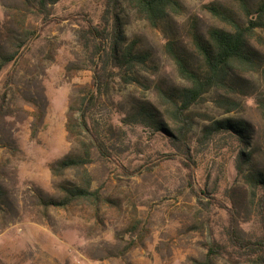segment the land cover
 Masks as SVG:
<instances>
[{
	"label": "rangeland",
	"instance_id": "rangeland-1",
	"mask_svg": "<svg viewBox=\"0 0 264 264\" xmlns=\"http://www.w3.org/2000/svg\"><path fill=\"white\" fill-rule=\"evenodd\" d=\"M178 1L181 13L152 28L120 0L127 41L150 57L147 69L134 74L110 63L108 88L89 106L88 123L110 155L105 159L91 148L85 165L90 191L97 190L100 201L43 210L39 191L58 200L61 186L83 184L81 172L53 176L49 166L83 154L80 142L90 146L89 138L78 129L68 134L66 126L70 107L76 118L94 90L92 48L79 42L78 33L89 22L99 24L103 0H0V52L16 54L0 72V264H194L205 258L211 234L239 264H264V258L244 260L228 237L231 228L243 240L263 234L257 209L262 193L253 195L237 169L240 160L245 173L250 166L264 173V117L256 103L264 97V78L247 77L249 89L229 95L241 104L231 113L216 106L225 95L220 92H210L190 109V169L167 138L123 122L138 103L161 112L158 87L185 85L165 45L173 41L196 62L189 44L192 28L203 33L226 27L206 6L220 5L246 21L232 0ZM252 44L264 64V28L254 30ZM35 112H43L42 122L36 123ZM227 119L249 126L244 154L251 153V165L238 157L234 137L203 136L204 126ZM136 169L140 172L129 176ZM227 259L214 263L234 264Z\"/></svg>",
	"mask_w": 264,
	"mask_h": 264
},
{
	"label": "trees",
	"instance_id": "trees-1",
	"mask_svg": "<svg viewBox=\"0 0 264 264\" xmlns=\"http://www.w3.org/2000/svg\"><path fill=\"white\" fill-rule=\"evenodd\" d=\"M56 3L59 0H46ZM133 9L137 17L145 20L152 28H157L161 23L168 21L172 15H179L182 6L178 0H125ZM245 12L246 21L240 22L233 17V13L220 5H209L205 8L208 12L224 23L226 27H211L205 32H200L196 27L191 30L190 46L197 61H191L189 56L182 52L184 48L177 47L173 41H168L165 51L174 62L178 77L185 83L182 87H175L171 90L157 89V96L163 110L156 109L148 102L138 103L131 115L123 118V122L139 124L148 127L154 133L167 138L172 146L180 153L190 169L191 156L188 146V136L193 128V118L190 109L203 101L204 96L210 92L224 93L215 101L218 108L226 114L237 110L241 104L229 97L231 94H238L249 89L251 82L247 77L258 74L264 78V64L261 60V53L252 44L254 30L264 28V0L252 3L251 0H232ZM43 3V2H42ZM253 5V6H251ZM251 7H255L252 9ZM120 0H103L100 22L92 25L90 22L85 29L78 34V40L85 48H92V72L94 90L89 94L85 102L81 103L77 117L71 107L67 116V132L79 130L78 135L89 138L90 146H84L81 155H66L49 166L53 176L62 175L65 171L74 170L82 173L83 184L69 183L61 186V198L52 200L45 198L42 192H38V199L43 210L50 207L67 208L79 201H100V194L90 191V179L86 174L85 165L90 161V149H95L105 159L110 157L103 142L95 135L89 125L88 109L96 100L97 95L102 94L108 88L109 64L115 68L123 69L129 73L144 71L147 69L149 55L138 51L136 42H128L124 35V24L119 16ZM16 54L0 52V72L16 59ZM8 75L7 79L11 80ZM248 95V94H247ZM256 103L264 117V97L257 98ZM39 113V114H38ZM32 116L36 123L42 122L43 112H35ZM34 122L32 126H36ZM249 126L243 121L223 120L215 121L210 126H204L202 133L204 137H214L225 134L234 137L240 144L241 151L238 157L242 163L251 165V153L247 155L244 151L250 146ZM77 130V131H78ZM33 131V130H32ZM237 171L243 179L247 188L253 195L262 193L258 198L257 209L260 216L262 236L255 241L243 240L236 230L231 228L228 232L229 241L233 246L241 249L245 255L244 260L261 262L264 258V173L254 166L245 173L243 165ZM140 172L139 169L129 173L133 176ZM191 178V176L189 175ZM202 196H207L205 192ZM3 191L0 189V200ZM214 201L213 198L209 197ZM221 206V204H219ZM222 207V206H221ZM4 227H0V233ZM227 257L229 262L239 264L238 260L227 251V248L217 242L213 235L209 237L208 252L201 261L194 264H215V260Z\"/></svg>",
	"mask_w": 264,
	"mask_h": 264
},
{
	"label": "built area",
	"instance_id": "built-area-1",
	"mask_svg": "<svg viewBox=\"0 0 264 264\" xmlns=\"http://www.w3.org/2000/svg\"><path fill=\"white\" fill-rule=\"evenodd\" d=\"M75 264H84V263L81 261H76Z\"/></svg>",
	"mask_w": 264,
	"mask_h": 264
}]
</instances>
